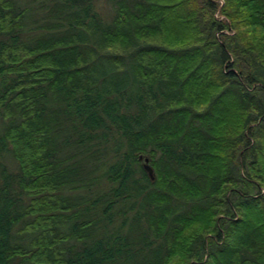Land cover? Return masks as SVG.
I'll return each mask as SVG.
<instances>
[{
  "label": "trees",
  "instance_id": "16d2710c",
  "mask_svg": "<svg viewBox=\"0 0 264 264\" xmlns=\"http://www.w3.org/2000/svg\"><path fill=\"white\" fill-rule=\"evenodd\" d=\"M99 1L0 0V264H264V0Z\"/></svg>",
  "mask_w": 264,
  "mask_h": 264
},
{
  "label": "rangeland",
  "instance_id": "374dc122",
  "mask_svg": "<svg viewBox=\"0 0 264 264\" xmlns=\"http://www.w3.org/2000/svg\"><path fill=\"white\" fill-rule=\"evenodd\" d=\"M224 0H220L222 3ZM99 9L101 10L102 13L104 14H109L110 11L112 10V5L107 1V0H100L99 1ZM220 17L224 18V14L222 15L221 13L218 14Z\"/></svg>",
  "mask_w": 264,
  "mask_h": 264
},
{
  "label": "water",
  "instance_id": "95a60500",
  "mask_svg": "<svg viewBox=\"0 0 264 264\" xmlns=\"http://www.w3.org/2000/svg\"><path fill=\"white\" fill-rule=\"evenodd\" d=\"M140 157L143 158V155H141ZM144 167L146 168V170L148 171L150 176L154 177V170H153L152 165L149 163L148 157H145V159H144Z\"/></svg>",
  "mask_w": 264,
  "mask_h": 264
}]
</instances>
